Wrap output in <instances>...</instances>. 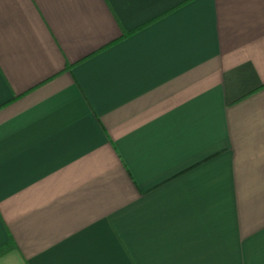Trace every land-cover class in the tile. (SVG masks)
Returning <instances> with one entry per match:
<instances>
[{
    "label": "crops",
    "instance_id": "0c3cea01",
    "mask_svg": "<svg viewBox=\"0 0 264 264\" xmlns=\"http://www.w3.org/2000/svg\"><path fill=\"white\" fill-rule=\"evenodd\" d=\"M11 242L0 264H264V0H0Z\"/></svg>",
    "mask_w": 264,
    "mask_h": 264
},
{
    "label": "trees",
    "instance_id": "16d2710c",
    "mask_svg": "<svg viewBox=\"0 0 264 264\" xmlns=\"http://www.w3.org/2000/svg\"><path fill=\"white\" fill-rule=\"evenodd\" d=\"M126 35H127V34H124L123 37H126ZM128 35H131V34H128ZM14 248H15V245L11 242L8 246L4 247V248L0 251V258H1L4 254H6V253L10 252L11 250H13Z\"/></svg>",
    "mask_w": 264,
    "mask_h": 264
}]
</instances>
